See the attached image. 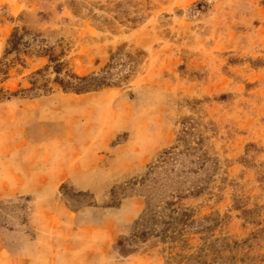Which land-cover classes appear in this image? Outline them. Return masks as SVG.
<instances>
[{
  "label": "rangeland",
  "instance_id": "374dc122",
  "mask_svg": "<svg viewBox=\"0 0 264 264\" xmlns=\"http://www.w3.org/2000/svg\"><path fill=\"white\" fill-rule=\"evenodd\" d=\"M23 28L34 51L0 75V264H264V0H0V64ZM43 47L79 76L137 64L65 93ZM200 142L196 224L121 256L146 210L131 182Z\"/></svg>",
  "mask_w": 264,
  "mask_h": 264
},
{
  "label": "trees",
  "instance_id": "16d2710c",
  "mask_svg": "<svg viewBox=\"0 0 264 264\" xmlns=\"http://www.w3.org/2000/svg\"><path fill=\"white\" fill-rule=\"evenodd\" d=\"M26 28L15 30L8 41L5 51V59L14 54L10 62L3 61L0 64V75L4 74L12 63L22 62V56L30 55L34 48L31 46L26 36L29 35ZM45 47L41 53L48 57L50 63L54 64V70L57 74L56 82L65 92L74 94H87L99 91L103 88L117 86L125 81L136 68V60L132 59L130 54L125 60L123 53L115 56L112 61L102 70L99 75L79 76L71 72H65V65L61 59L52 54H48ZM122 52V51H121ZM64 76L62 77V74ZM28 90H23L26 92ZM17 93L10 94L16 96ZM7 96L0 95V102ZM197 148H187L183 152H175L173 147L160 157L158 164L151 166L150 170L140 180L132 181L133 187L141 185L145 188L146 210L140 219L135 223L132 235L123 237L119 244V254L123 257L130 256L138 251L141 243H146L150 238H159L163 243L167 241L181 240L186 230L191 229L195 220H193L192 209L182 206V202L190 197L202 195L205 186L198 184L192 188L184 186V176L196 175L205 169L210 161L205 153H200L201 142ZM160 171V172H158ZM150 183V184H148ZM125 190V189H124ZM122 189V191H124ZM80 196H87L88 193L79 192ZM112 200L109 207H118L120 205L119 196L116 189L111 192Z\"/></svg>",
  "mask_w": 264,
  "mask_h": 264
}]
</instances>
